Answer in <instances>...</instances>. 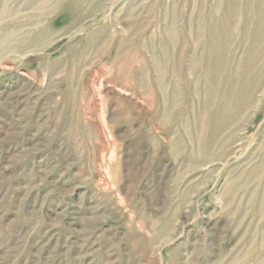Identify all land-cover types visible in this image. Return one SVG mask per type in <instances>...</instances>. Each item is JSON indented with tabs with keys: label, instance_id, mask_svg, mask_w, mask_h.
I'll return each instance as SVG.
<instances>
[{
	"label": "rangeland",
	"instance_id": "1",
	"mask_svg": "<svg viewBox=\"0 0 264 264\" xmlns=\"http://www.w3.org/2000/svg\"><path fill=\"white\" fill-rule=\"evenodd\" d=\"M0 264H264V0H0Z\"/></svg>",
	"mask_w": 264,
	"mask_h": 264
},
{
	"label": "bare ground",
	"instance_id": "2",
	"mask_svg": "<svg viewBox=\"0 0 264 264\" xmlns=\"http://www.w3.org/2000/svg\"><path fill=\"white\" fill-rule=\"evenodd\" d=\"M3 49H4V47H3Z\"/></svg>",
	"mask_w": 264,
	"mask_h": 264
}]
</instances>
